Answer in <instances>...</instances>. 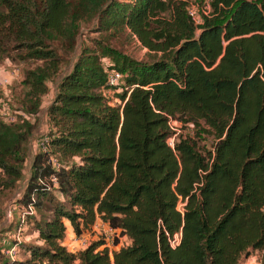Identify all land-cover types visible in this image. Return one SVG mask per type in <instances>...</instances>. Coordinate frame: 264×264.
<instances>
[{
  "label": "trees",
  "instance_id": "16d2710c",
  "mask_svg": "<svg viewBox=\"0 0 264 264\" xmlns=\"http://www.w3.org/2000/svg\"><path fill=\"white\" fill-rule=\"evenodd\" d=\"M194 4L0 0V60L30 64L13 120L0 116V193L21 179L58 78L17 201L18 225L27 218L36 237L12 244L19 258L0 246V264H241L255 251L264 264V0H208L197 22ZM94 20L147 58L101 40L77 53ZM112 69L122 74L118 103L104 94ZM169 118L180 124L172 146ZM97 219L129 243L69 251L65 220L81 236Z\"/></svg>",
  "mask_w": 264,
  "mask_h": 264
},
{
  "label": "rangeland",
  "instance_id": "374dc122",
  "mask_svg": "<svg viewBox=\"0 0 264 264\" xmlns=\"http://www.w3.org/2000/svg\"><path fill=\"white\" fill-rule=\"evenodd\" d=\"M194 1V6L198 16L202 14V11L207 12L206 7H204L203 4L207 6L208 0ZM96 25V20H94L93 22L84 25V27L80 30L77 42V53L79 52L80 44L82 42L87 45H93L95 41L101 40L104 43H110L131 57L137 59L147 58V51L134 43V41H132V39L128 36L126 37L125 33H112V31L116 30L109 31L107 33H99L96 31ZM29 66L30 64H25L23 62H13L10 58L9 61L5 59L0 60V108L2 105H8V112L12 115H14L15 109L20 106L19 99L23 93V87L20 84V81L23 77L25 68ZM4 80H7L8 83L5 84ZM57 84L58 78H54L52 81H49L48 92L42 97V107L40 108V112L37 117L39 124L29 143V151L23 164L21 179L16 183V186L12 190L0 193V246L5 249L11 247V245L18 240L16 238L17 233H19V240L22 243H29L35 240V232L32 229L31 222H29L27 218H24L25 222L22 225H18V223H20L19 221L23 218L21 216L22 208L19 206L17 201L24 190L25 183L30 174L31 160L35 151L36 142L48 131L47 109L54 98ZM116 92H120V90L112 89L109 95L113 103L119 102V100L114 96V93ZM183 130L185 133H192L194 131L191 126H188V128L183 127ZM201 144L208 148L211 147L212 138L205 137V139L201 140ZM78 238H82V240L85 241V245H88L93 241L102 240L104 243L100 245L99 248L107 247L110 252L129 243L128 238L121 236L118 230L103 228L102 225H98L95 228L93 225L91 229L86 230L81 236L75 235L71 239L67 238L63 244L69 251L76 252L82 249V246H85L77 241ZM115 241H117L116 245L114 244ZM22 253L21 248H19V252L16 257H21ZM241 264H260L258 261V252H252L248 257H244Z\"/></svg>",
  "mask_w": 264,
  "mask_h": 264
},
{
  "label": "built area",
  "instance_id": "2783aa9c",
  "mask_svg": "<svg viewBox=\"0 0 264 264\" xmlns=\"http://www.w3.org/2000/svg\"><path fill=\"white\" fill-rule=\"evenodd\" d=\"M187 11H188V14H189L193 19H195V21L197 22V21H198V19H197V15H196L197 13H196V9H195L194 5H191V6L187 9ZM121 81H122V74H121L119 71H117V70H115V69H112V70L108 71V72H107V82H108L109 87H108L107 89L104 90V94H105L106 96H109L110 93H111V90H112L115 86L119 85V84L121 83ZM4 83L6 84V83H8V81H7V80H4ZM3 104H4V103H3ZM8 110H9L8 105H7V106L2 105V107L0 108V116H3V117H5L6 119L12 121V120H13V116H11V114L8 112ZM21 115H22L23 117H25V118H28L27 115H24V114H21ZM168 125H169L170 129L174 131L173 136H171V137L167 140L168 144L172 146V145H173V141H174V136L179 132L180 124H179L176 120H174V119H172V118H169V120H168ZM44 141H45V138H44V137L41 138V139H39V140H37L35 146H41V147H43V146H44ZM35 148H36V147H35ZM52 162H53L54 164H57L55 160H53ZM16 238L19 239V233H17V237H16ZM77 241H78L79 243H81L82 245H85V241L82 240V238H78ZM174 243H175V240H172V241H171V244L173 245ZM86 246H87V245H85L84 247H86ZM84 247L82 246V248H84ZM17 251H18L17 247L14 246V245H12V246L9 247L5 252H6V254H7L9 257L13 258V257H15V255L17 254Z\"/></svg>",
  "mask_w": 264,
  "mask_h": 264
},
{
  "label": "crops",
  "instance_id": "0c3cea01",
  "mask_svg": "<svg viewBox=\"0 0 264 264\" xmlns=\"http://www.w3.org/2000/svg\"><path fill=\"white\" fill-rule=\"evenodd\" d=\"M65 224H66V234H65L63 243H65L67 238L71 239L73 236H75L73 229H72V226L70 225L69 221L65 220ZM98 225H102L103 228H109V226L106 223L102 222L100 219H97V221L94 224V227L96 228ZM35 237H36V233L34 234V238ZM124 237H126V236H124Z\"/></svg>",
  "mask_w": 264,
  "mask_h": 264
}]
</instances>
